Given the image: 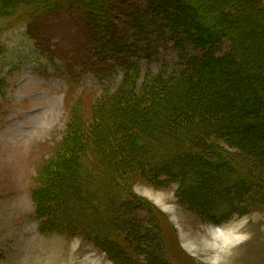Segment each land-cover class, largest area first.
I'll return each instance as SVG.
<instances>
[{"label": "rangeland", "instance_id": "obj_1", "mask_svg": "<svg viewBox=\"0 0 264 264\" xmlns=\"http://www.w3.org/2000/svg\"><path fill=\"white\" fill-rule=\"evenodd\" d=\"M179 1L183 13L193 2ZM226 4L230 10L223 14L233 16L229 22L246 20L238 37L260 53L264 66V40L259 48L253 41L264 37V0ZM170 5L171 0L164 19L155 0H110L102 32L78 7H60L29 23L19 12L0 17V264H264L262 148L211 135L207 143L214 145L208 147L214 155L207 151L204 159L191 158L184 151L200 150L194 140L199 129L177 125L167 135L163 114L146 111L127 129L137 144L119 133L107 141L111 151L106 148L99 166L101 190L87 175L85 199L77 191L62 192L81 168L67 149L90 139L96 102L118 87L134 95L161 70L168 75L180 67V52L166 28L178 14ZM202 11L199 7V15ZM220 13L214 7L211 23L223 25ZM221 29V34L232 30ZM114 35L123 39L114 45L125 47V53L111 58L105 50ZM98 38L102 43L95 44ZM183 46V64L203 55ZM232 47L223 39L209 56H236ZM127 72L131 77L122 85ZM147 108L148 102L140 107ZM72 124L79 141L75 137L63 149ZM123 138L130 146L126 155ZM164 163L186 169L159 170ZM238 186L242 191L235 196ZM223 232L242 237L231 242V236H220Z\"/></svg>", "mask_w": 264, "mask_h": 264}, {"label": "trees", "instance_id": "obj_2", "mask_svg": "<svg viewBox=\"0 0 264 264\" xmlns=\"http://www.w3.org/2000/svg\"><path fill=\"white\" fill-rule=\"evenodd\" d=\"M168 1L155 0L164 19L166 14H162V12L166 13ZM228 1L224 0L219 4L217 0H211L209 5L204 6L203 3L205 1L193 0V2L190 1L185 5L187 11L183 13L180 8V1L171 0L172 5L170 7L174 8L179 15L175 14L173 23L166 21V28L169 30L173 46L180 52V61H178L180 67L175 71H171L168 75L161 70L148 82L145 81L144 83L146 84L134 95L130 94L127 87L120 86L122 87L121 89L118 87L116 92L109 95L107 93L106 97L98 101L99 103L96 102V108L92 112V119L89 123L91 130L90 139L88 140L87 137L82 138L83 142L75 144L73 150L67 149V151H71L69 155L71 161H73L72 163L77 160L76 163L81 168L78 170L79 175L77 174V169H74V175L72 173L71 179L74 176L76 177L71 184L62 190L64 194L68 193L67 191L70 189L71 192L77 191L82 195H79V199H85L84 195L87 186L83 177L87 175H93L96 180H99V182L96 180L91 182L92 184H98V189H102L100 183L104 182L100 181L101 169L99 166L103 163L102 158L105 155L106 148L111 151L107 141L113 139L114 133L127 137V141L135 140L134 137H131V139L128 137L130 131L127 129L129 125L135 124L130 121L136 120V116L138 118L140 114L147 115L146 111H150V113L156 111L163 114V121L169 126V128H165L167 135H172L177 125L184 126L187 129H199L200 132L194 140L197 141L196 144L199 147L196 149L200 150L193 153L190 149L184 148V151L183 148H180L186 154H190L191 158L204 159L207 151L214 155V148H208L214 147V145L210 146L207 143L211 135H219L229 140L235 139L237 143H243L252 150L262 148L260 153L264 154V66L258 62L261 58L260 53L255 50L251 52L245 46L244 41L238 37L241 25L247 24L246 20L239 18L240 20L231 23L227 19H232L233 16L223 14V11L230 10V7L226 4ZM109 2L110 0H0V17L11 18L16 12H19V18L23 19V22L29 23L33 21L35 16L45 17L48 14L57 12L60 7L67 9L78 7L82 9L89 21H94L97 30L100 29L102 32L105 31L107 26L106 15ZM229 6L233 7V5ZM241 6H234L233 8H241L245 11V6ZM199 7H202L203 10L201 15L198 12ZM214 7H219V10L222 11L219 14L220 18H222L220 20L223 24L222 26L219 23L213 24L210 21ZM153 11L155 10L153 9ZM237 17L239 16H235L236 19H238ZM220 29L223 32L232 30L229 33L221 34ZM94 35L96 36V34ZM116 37L115 35L114 37L111 36L106 45L105 53L111 55V58L124 55L125 53V47L123 48L122 46V49L119 50L117 45H114L116 41L119 43L123 41V39L118 37V40ZM254 37L253 41L259 48L264 37L261 35ZM223 39L233 45V50L235 48V52L240 57L230 52L218 57L209 56L211 50ZM98 40L92 41L95 44L102 43L99 38ZM183 45L200 49L203 55L189 60L188 64H183L184 60H181ZM241 57H247L248 60L243 61ZM252 60L255 62H251ZM234 66L237 69L232 71ZM138 71L137 74L139 73ZM129 77L131 75L127 72L122 77V85L127 82ZM107 90L105 91L107 92ZM245 96H248V99ZM145 102L149 103V108L141 110L140 107ZM106 117L107 119H105ZM74 130L72 124L66 133L65 142L63 141L61 146L73 141L75 137L79 141L80 133H76ZM136 135H138V130ZM134 140L133 142H135ZM172 140L175 141L174 139ZM127 141L121 144L122 148L123 145H127L123 149L124 152L126 151L125 155L130 148ZM137 143L136 141L135 144ZM105 144L106 147L104 146ZM89 158L92 160L94 158L96 164L93 166L87 165V162H90ZM185 158L186 156L183 159ZM74 165L76 166V164ZM175 165L177 166L172 163L171 165L164 163L159 170L171 168L181 171L186 169L184 164ZM129 166L131 167L133 164ZM136 166L139 167V165H134V167ZM123 167H127V165L124 164ZM77 168L79 169V167ZM152 168L154 169L151 173L154 176L158 175L155 166ZM174 173L172 172V174ZM79 179L81 182H77ZM73 183L75 184L73 185ZM240 188L241 186H238L235 196L242 191ZM92 192L97 193V188H94ZM57 193L58 191H56L55 195H59ZM37 198L38 196H34L35 200ZM36 202H40V200ZM226 202L229 201L226 200Z\"/></svg>", "mask_w": 264, "mask_h": 264}, {"label": "bare ground", "instance_id": "obj_3", "mask_svg": "<svg viewBox=\"0 0 264 264\" xmlns=\"http://www.w3.org/2000/svg\"><path fill=\"white\" fill-rule=\"evenodd\" d=\"M169 209V208H168ZM172 210V209H169ZM221 237L224 236V238H227V236H231V239H229L231 242L236 241V239H239L242 237V234L240 232H229V233H221Z\"/></svg>", "mask_w": 264, "mask_h": 264}]
</instances>
